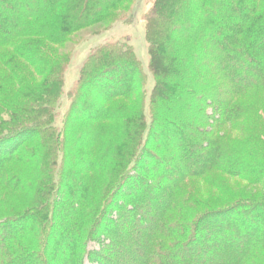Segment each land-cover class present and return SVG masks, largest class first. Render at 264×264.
<instances>
[{"label":"trees","instance_id":"trees-1","mask_svg":"<svg viewBox=\"0 0 264 264\" xmlns=\"http://www.w3.org/2000/svg\"><path fill=\"white\" fill-rule=\"evenodd\" d=\"M134 3L0 0V264H84L85 258L92 264H264V0H146L145 38L155 80L149 104L133 47L105 43L79 90L100 72L109 74L114 88L92 102V131L77 130L91 131L97 147L109 136L114 147L116 135H108L104 121L123 117L120 158L111 161L101 187L106 193L131 157V170L147 168L150 158L155 171L162 169L147 168L149 177L140 176L121 195L123 182L117 180L111 196L91 212V177L73 173L78 183L68 185L70 196L56 189L54 168L65 141L50 121L58 115L69 60L60 48L83 28L120 20L119 12ZM141 87L137 107L108 106ZM75 137L68 156L73 162ZM87 165L98 166L96 160ZM227 177L261 190L228 193ZM193 178L215 187L223 204L190 221L186 237L181 219L198 193ZM164 193L175 201L168 210L165 198L159 199ZM109 210L117 217L106 228ZM90 241L101 245L90 249Z\"/></svg>","mask_w":264,"mask_h":264},{"label":"rangeland","instance_id":"rangeland-1","mask_svg":"<svg viewBox=\"0 0 264 264\" xmlns=\"http://www.w3.org/2000/svg\"><path fill=\"white\" fill-rule=\"evenodd\" d=\"M150 5L151 4L146 3V0H135V3L131 6V9L129 11L122 13L119 12L118 18L116 19L120 20H115L112 24H99L93 27L83 28L80 31H77L65 46H61L60 48V51L64 50V53L67 52V54L69 55V60L65 64V71L63 72V87L61 89V92H59V96L57 98L58 115L52 121H50V124L53 125L54 129L57 130V136H59V140L65 141L63 147L61 144V147L58 150V159L54 168V177L56 183L58 184L56 189L59 188L61 192L64 191L68 196H70L67 192L68 185L78 183V180L72 179L70 177L71 175H73V173V176L75 177H79L80 175H86L89 176V178L91 177L93 181L91 182L92 188L89 192V209H92L89 210V212H91L96 206L99 205L98 202L105 195H107L108 192H110L108 194L109 196L112 191L116 189L115 187L117 180L123 182L122 186L118 188L120 189L121 195V191L122 193H125L128 192L130 188L135 187L134 185L138 184L140 181V176H144L147 178L149 177V175L147 174V168L148 170H150V172H157L161 171L162 169L160 166L159 168L157 167V170L155 171L154 163L156 161L153 158H150L149 161L144 164L147 166V168H140L137 165L135 170H131L130 167L134 165V160L131 157L129 163H127V165L119 170V174L116 175L117 177L115 176V184L107 189V193L106 189L105 191H103L101 187L105 183L104 177L108 176L109 171L111 170H109V167H111V161L113 162L114 158H120L118 157L117 147L122 145V143L118 144L121 138L118 136L121 135L119 134L121 130L120 128L122 127L124 121H122V115H120V117L115 116L113 119L104 121L105 125H107L108 127V135H110V133L116 135V138L114 139V141H116V145H114L113 147V144L108 141L109 136L107 137L106 135H104L105 138L100 140V143L102 142L101 146L97 147L96 142H93V138L91 137L92 128L96 126L95 123H93L90 119V115L92 114V112H95L96 108L93 105L92 107L91 104L94 101L95 103L99 101L101 102V96H103L106 92H110L113 90L114 87H112L111 84L112 78L108 77V73H97L94 76L92 75L90 84L86 85L81 93L79 90L83 77L87 74L88 69L91 68L92 62L94 61L93 54L97 53L100 50V47L105 43L118 41L127 42L133 47V53L139 60L140 66L144 73V79L143 82L141 81V84L143 85L144 92L146 93L145 96L147 97V104H149V97L151 95L155 80L149 68V52L145 38L146 22L144 21V13L148 10V7ZM132 10H134L133 15H131L130 19L127 22H124L125 20H127V17L132 12ZM114 50H116V48H114ZM125 84H127L126 80L123 82L122 87H125ZM140 89H142V87L135 90L133 92V95H131L132 97H129L130 95L126 96L123 93L121 95L115 96L112 102L108 104V106L112 105L113 107H116L119 104L124 105L125 108L128 107L130 110L131 108L133 109L137 107L140 103L134 98L137 94L141 93L142 90ZM89 106H91V108H89ZM147 107L148 105L146 106V112L148 113ZM46 124H48V122ZM79 126H89V129L91 131L89 133L85 130L78 131L77 128H79ZM73 134L76 135L75 141L77 140L76 148L78 149H76L75 162H73V160L68 157L69 151L74 146V143H71ZM144 136H146V134ZM37 144L38 142L35 143L34 146L37 147L36 149H38L39 147V145ZM45 144L48 149H53V142L50 144L46 140ZM29 148H31V146ZM150 148L157 151V148L154 146H150ZM3 149H6L5 151L7 152L9 151L7 146H3ZM37 154H39V152ZM94 160L97 161V167H90L87 165L89 161ZM127 172L128 174L129 172L131 173V176L129 178ZM140 172L142 173V175ZM101 175L103 179H101ZM122 175H126L125 180H121ZM191 180H193V184L198 193L197 196H195L192 209L188 208L187 210H184L183 218H180L182 221V226L185 227H183V235L185 234L186 237H188L189 234L187 226L190 221H192L194 218H196L195 221H197L198 217L202 214L203 211L214 209L215 207L223 204L218 200L222 195L217 189H215V187H211L210 185L201 182L198 178H193ZM226 181L229 190L228 193L234 192L238 193L241 196H246L250 193H256L261 190V185L251 186L247 182L238 178L227 177ZM131 185L133 186L131 187ZM56 193L57 190L54 191V195H51V200L53 196H56ZM159 199L164 200L162 202L166 206L167 210L170 205H175L174 199L168 200V197L166 198L165 193L163 196L159 197ZM115 200L116 199H114V201ZM93 215L94 214L91 215L90 213L89 221L92 219ZM107 215L109 220L106 221L107 224L104 222V225L106 226V228H110L112 227V224H115L117 213L116 211L109 210L107 211ZM5 216L7 215L5 214ZM112 218L114 220L113 222H110ZM218 218L216 220H219ZM170 226L173 227V225ZM169 230L170 228H168V231ZM103 239L106 242L109 241V239L107 238L103 237ZM96 242L97 243L90 241V243L88 244V248H99L101 243H99L100 241ZM84 264L92 263L87 258H85Z\"/></svg>","mask_w":264,"mask_h":264}]
</instances>
